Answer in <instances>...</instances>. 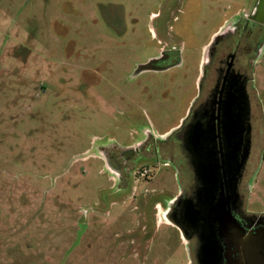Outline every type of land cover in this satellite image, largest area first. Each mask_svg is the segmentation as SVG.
I'll list each match as a JSON object with an SVG mask.
<instances>
[{"label":"rangeland","instance_id":"rangeland-1","mask_svg":"<svg viewBox=\"0 0 264 264\" xmlns=\"http://www.w3.org/2000/svg\"><path fill=\"white\" fill-rule=\"evenodd\" d=\"M251 1L0 0V264H187L160 212L192 174L164 139ZM253 78L239 194L264 218V54ZM102 147L135 153L127 180Z\"/></svg>","mask_w":264,"mask_h":264},{"label":"flooded vegetation","instance_id":"flooded-vegetation-1","mask_svg":"<svg viewBox=\"0 0 264 264\" xmlns=\"http://www.w3.org/2000/svg\"><path fill=\"white\" fill-rule=\"evenodd\" d=\"M263 54L264 0H252L246 10L235 13L212 36L207 46V62L198 82L196 98L180 126L164 139L176 141L177 149L183 153L192 174L187 186L181 187L164 210L166 213L171 212L178 227L184 232L186 241L183 242L191 254L187 264H264V218L250 216L243 211L239 194L240 181L234 198L230 192L225 191L220 219L212 221L210 228H204V220H199L196 226L183 221L185 204L189 202L197 205L201 189L186 150L189 130L197 122L209 123L216 147L220 149L223 137L220 125L223 103L228 98L233 101L242 99V106L247 105L248 108L247 124L251 138L255 92L251 85ZM149 139L152 138L147 137L140 143L135 153H139ZM101 152L105 154L109 166L118 171L119 179L124 177L127 180L130 170L127 171L125 164L135 153L127 157L130 153L117 154L114 148L104 147Z\"/></svg>","mask_w":264,"mask_h":264},{"label":"water","instance_id":"water-1","mask_svg":"<svg viewBox=\"0 0 264 264\" xmlns=\"http://www.w3.org/2000/svg\"><path fill=\"white\" fill-rule=\"evenodd\" d=\"M143 68L148 69L150 65ZM241 100L233 101L228 98L223 103L220 123L223 137L220 149L216 147L209 123L197 122L189 130L186 150L190 155L196 180L201 186L198 204L188 202L183 210V221L192 226H196L199 220H204L207 224H204V228H210L212 221L220 219L219 215L225 203V191L235 197L237 183L242 177L250 151L248 108L247 105L242 106ZM164 218L170 225L179 229L182 239L186 241L184 232L178 227L170 211L165 212Z\"/></svg>","mask_w":264,"mask_h":264},{"label":"built area","instance_id":"built-area-1","mask_svg":"<svg viewBox=\"0 0 264 264\" xmlns=\"http://www.w3.org/2000/svg\"><path fill=\"white\" fill-rule=\"evenodd\" d=\"M150 176V172L148 171V169H143L140 170L138 173H136L135 175L133 174L134 180H144V179H148ZM160 212V211H159ZM161 216L164 217L165 211L164 212H160Z\"/></svg>","mask_w":264,"mask_h":264}]
</instances>
